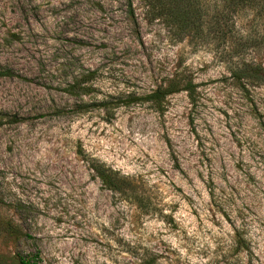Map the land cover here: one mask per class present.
Masks as SVG:
<instances>
[{
  "label": "rangeland",
  "instance_id": "rangeland-1",
  "mask_svg": "<svg viewBox=\"0 0 264 264\" xmlns=\"http://www.w3.org/2000/svg\"><path fill=\"white\" fill-rule=\"evenodd\" d=\"M257 5L201 41L145 0H0V255L264 264V84L230 77L215 32L264 63Z\"/></svg>",
  "mask_w": 264,
  "mask_h": 264
},
{
  "label": "trees",
  "instance_id": "trees-1",
  "mask_svg": "<svg viewBox=\"0 0 264 264\" xmlns=\"http://www.w3.org/2000/svg\"><path fill=\"white\" fill-rule=\"evenodd\" d=\"M150 5V10L154 16H163V19L171 27H175L178 34L188 33L191 39L200 38L205 41L210 34L209 29L204 31L201 24L207 20H211L213 25H221L232 17L234 7L240 3H246L251 6H258V0H215L213 8L214 13H208L209 0H145ZM260 1V0H259ZM208 6V7H207ZM264 9V0L262 5ZM211 24V22L209 23ZM209 28V26H208ZM219 42H223L224 59L231 63L229 66L230 77L235 80L238 85L244 87L245 84H264V63H258L254 60H245L238 57V53L234 48H227L225 44L227 32L218 29ZM236 54V55H235ZM236 56V57H235ZM171 91L186 90L191 96L194 87L189 79L176 78L170 80L168 88ZM163 91H156L151 95L152 98L158 99L164 95ZM95 172L101 179L102 183L110 190L124 192L122 181L117 178V173L111 169L95 166ZM15 264H38L35 260L17 256ZM0 264H12L4 256L0 255Z\"/></svg>",
  "mask_w": 264,
  "mask_h": 264
}]
</instances>
